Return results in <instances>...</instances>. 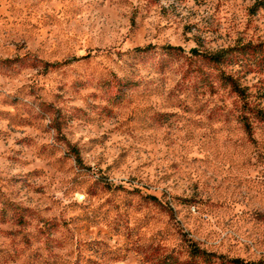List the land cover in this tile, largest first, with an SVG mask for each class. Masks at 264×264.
<instances>
[{"label": "rangeland", "instance_id": "374dc122", "mask_svg": "<svg viewBox=\"0 0 264 264\" xmlns=\"http://www.w3.org/2000/svg\"><path fill=\"white\" fill-rule=\"evenodd\" d=\"M263 42L264 0H0V264L264 262V121L221 78L259 97Z\"/></svg>", "mask_w": 264, "mask_h": 264}, {"label": "trees", "instance_id": "16d2710c", "mask_svg": "<svg viewBox=\"0 0 264 264\" xmlns=\"http://www.w3.org/2000/svg\"><path fill=\"white\" fill-rule=\"evenodd\" d=\"M259 46L264 47V42L261 43ZM165 48L169 50H181L180 47H175V46H166ZM145 50V49H141ZM191 53L193 54H198L204 57L207 61L215 64H221L224 63L227 59V53L229 52V49H222L214 53H200L196 49H191ZM222 80L224 83L231 89L232 92L235 93V95L240 98L244 104L247 106V110L252 113V115L260 120L264 121V109L261 107V102L262 99H264V83L261 84L259 87H257V91L259 93V97L254 96L249 90L250 87L245 85L242 86L239 84L238 80L234 75L230 73H222ZM248 128V124H246ZM75 159L77 162L79 161L78 155H75ZM191 253L193 255H202V256H209V253H205L203 251H199L196 247H193L191 249ZM231 264H264L263 261H257L253 263H247V262H242L238 259H231L229 261Z\"/></svg>", "mask_w": 264, "mask_h": 264}]
</instances>
